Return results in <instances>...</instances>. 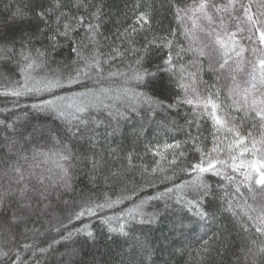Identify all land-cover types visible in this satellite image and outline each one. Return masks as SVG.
I'll return each mask as SVG.
<instances>
[{"label":"snow or ice","instance_id":"obj_1","mask_svg":"<svg viewBox=\"0 0 264 264\" xmlns=\"http://www.w3.org/2000/svg\"><path fill=\"white\" fill-rule=\"evenodd\" d=\"M0 2L9 13L0 26V264H50L57 246L94 242V225L128 238L169 214L179 230L232 220L243 241L234 264H264V0H172L177 27L164 34L134 0L131 23L111 36L102 2ZM181 109L185 139L146 145L150 163L128 153L102 167L101 128L133 117L163 124ZM80 165L92 188L120 190L81 188ZM221 239L202 236L195 264Z\"/></svg>","mask_w":264,"mask_h":264},{"label":"trees","instance_id":"obj_2","mask_svg":"<svg viewBox=\"0 0 264 264\" xmlns=\"http://www.w3.org/2000/svg\"><path fill=\"white\" fill-rule=\"evenodd\" d=\"M22 4L27 0H20ZM95 3H101L106 14L104 31L107 35H113L118 29L123 28L131 23L132 13L129 10L134 0H93ZM172 0H141L145 6L151 7L154 13V26L157 34H164L170 28H176V21L173 19L172 11L169 7ZM9 15L0 2V26L3 25L4 18ZM149 38H151L149 36ZM140 43L143 39L138 37ZM65 56L67 49L64 50ZM0 73H7V69L0 66ZM207 78V77H206ZM6 103L5 98H0V106ZM186 109H181L180 114L172 113L169 119L175 120V126L169 123V119L157 117L156 121L164 119V123L152 122L144 123L133 117L127 121H121L119 125L113 124V128L100 129L101 139L96 147L98 152H102L105 157V163L102 167L106 169H115L121 164H125L124 159L128 153L134 156V163L139 164L141 161L135 160L136 156H143V163L151 162L150 153H146V145H154L157 142H171L173 139L183 140L190 131L185 123L184 113ZM143 125V127H142ZM209 125L201 124V131L207 135ZM195 132V128L191 129ZM110 133V134H107ZM79 151L81 153L89 152L92 148L87 140L79 142ZM115 150V151H113ZM119 157V158H117ZM106 174V172H105ZM79 178L81 188H90L97 193L111 191L115 188L120 190L121 183L114 182L105 187L102 181L96 182V187L92 188L89 182L88 169L84 165L79 166ZM128 179H134L139 182V175L135 171L128 173ZM176 217L169 214L164 216L158 223L136 231L135 236L128 238L111 236L106 229H100L99 225H94L98 229L96 240L83 243V238H78L74 244L59 245L56 253L50 260V264H122L124 261L135 260V264H195L191 255L194 247L200 243L203 236L216 233L222 237L219 245H214V250L210 256L206 257L205 264H234L240 256V248L243 246L242 236L239 228L233 224V221L220 217L211 225L202 226L198 223L186 221V226L179 230L176 224ZM207 233V235H205ZM135 237L147 241L149 249L148 254L142 250L137 252L138 243ZM75 247L78 254L69 258L68 256L60 257L61 253L67 252L70 248ZM129 249H133L129 254Z\"/></svg>","mask_w":264,"mask_h":264}]
</instances>
